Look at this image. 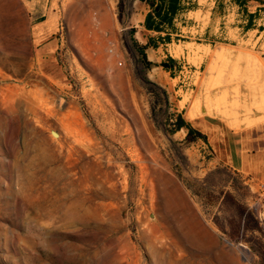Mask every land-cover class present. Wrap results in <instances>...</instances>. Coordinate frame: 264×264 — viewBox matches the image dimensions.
Masks as SVG:
<instances>
[{
	"label": "rangeland",
	"instance_id": "374dc122",
	"mask_svg": "<svg viewBox=\"0 0 264 264\" xmlns=\"http://www.w3.org/2000/svg\"><path fill=\"white\" fill-rule=\"evenodd\" d=\"M83 11L102 14L99 37ZM144 14L139 0H0V264H264V180L174 132L199 97L195 117L264 134V109L226 116L238 82L264 104V38L207 46L238 55L211 59L173 36L144 71Z\"/></svg>",
	"mask_w": 264,
	"mask_h": 264
},
{
	"label": "crops",
	"instance_id": "0c3cea01",
	"mask_svg": "<svg viewBox=\"0 0 264 264\" xmlns=\"http://www.w3.org/2000/svg\"><path fill=\"white\" fill-rule=\"evenodd\" d=\"M143 4L145 14L141 23L147 40L148 35H169L171 42L173 36H181L201 41L200 45L206 47L245 48L244 43L264 38V0H181L182 10L176 15L173 25L166 27L164 32L145 28L146 16L151 8ZM205 21L206 26L203 25ZM171 42L162 46L171 45ZM261 43L264 49V40ZM169 57L175 60L171 54ZM209 117H195L189 122L199 126L201 132L209 137L219 161L255 179L264 180V134H259L260 130L254 127L240 131L229 124H225V127L214 125Z\"/></svg>",
	"mask_w": 264,
	"mask_h": 264
},
{
	"label": "trees",
	"instance_id": "16d2710c",
	"mask_svg": "<svg viewBox=\"0 0 264 264\" xmlns=\"http://www.w3.org/2000/svg\"><path fill=\"white\" fill-rule=\"evenodd\" d=\"M143 3H146L151 8V12L146 16L145 20V28L149 31L155 32H164L166 27H171L173 25V21L176 15L182 10L181 0H139ZM135 29L131 30V33H134ZM171 36L166 35L162 37L158 35L155 39L153 37L148 38V42L145 45L140 44L136 39L133 40V47L135 52L140 57V61L143 63L144 71L149 70L154 65L152 62L148 60L147 57V49L149 47L158 48L159 45L170 43ZM176 65V61L169 57L168 62H163L160 64L164 70L169 71L173 69ZM166 94V92H165ZM188 130V139L192 140L195 137L203 139L206 143H208L207 136L194 129L190 123H188L182 115L177 116V124L174 132L180 131L182 129Z\"/></svg>",
	"mask_w": 264,
	"mask_h": 264
},
{
	"label": "bare ground",
	"instance_id": "6f19581e",
	"mask_svg": "<svg viewBox=\"0 0 264 264\" xmlns=\"http://www.w3.org/2000/svg\"><path fill=\"white\" fill-rule=\"evenodd\" d=\"M80 20V22L84 23V22H88V27L92 30L93 32V35H95L96 37H99L100 33L103 31L104 29V25H103V22H102V14L101 13H98V12H95L94 14L91 13V11L87 12V11H83L81 16L78 18ZM83 26V25H82ZM89 38L86 35H84V37L82 38V41L83 43H86L88 44L89 43ZM194 46V45H193ZM245 46V45H244ZM190 47V46H189ZM196 47V46H195ZM227 48V47H226ZM176 48V51L173 52V54L175 53L177 56L179 55L180 53V49ZM202 49V48H200ZM194 51V50H193ZM200 51V50H199ZM192 52V50H191ZM195 52V51H194ZM202 52L204 55H209L208 57H211V59L215 58V57H222V56H225L226 53L230 52L228 54V56L230 57H234V56H238L237 55V52L236 51H232V50H229V49H225V50H221L219 52H217V55L215 54H209V48L208 47H204L202 49ZM182 53V52H181ZM174 54V55H175ZM202 54V53H201ZM205 58V57H204ZM258 59V58H257ZM257 59H254V65L257 67L260 66V59L257 60ZM253 61V60H252ZM210 63V62H209ZM248 63V62H247ZM263 64V63H262ZM209 65V64H208ZM238 65V64H237ZM235 66V71L237 73H244L245 76H249L250 75V72H255L256 73V69H251L252 67H248L246 69H241V67H238V66ZM247 65V64H246ZM244 65V66H246ZM240 66V65H239ZM249 66V65H248ZM253 66V65H252ZM264 66V65H263ZM264 68V67H263ZM215 69V66L211 63L210 66H208V70H207V74L210 75L212 73V71ZM200 78V77H199ZM198 78V79H199ZM203 81V80H201ZM200 81V82H201ZM240 84V85H238ZM233 88H236V90H234V93L236 94L235 95V98L231 104V110H229L226 114L227 116V119L230 118V117H233L235 119V121L240 118V117H244L246 119V117L248 118L250 113L252 111H254L253 109L255 108L256 111H254L257 115H259V113H261L264 109V104H262L261 101H259V96L257 94L256 96V93H259L257 91V89H255L254 87H250L249 89L247 88H244L240 82L236 83V86H234ZM227 91H223V97H224V100L226 99L227 97ZM239 93H242V95H244V99H246V101H243L242 104H246L245 106H243L242 104H239L238 102V98H239ZM222 94V93H221ZM252 94V99H250L249 101L247 100V98L249 97V95L251 96ZM194 98V97H193ZM219 99V98H218ZM221 100V99H219ZM220 102V101H219ZM250 102V104L248 103ZM198 104H199V97L196 98V100L194 101V104L188 114V119L190 120H194L195 119V116H196V111H197V108H198ZM230 105V104H228ZM254 107V108H252ZM222 113V112H221ZM224 114V113H222ZM225 117V116H223ZM251 117V116H250ZM234 121V120H233ZM232 121V122H233ZM250 121V120H249ZM237 123V122H236ZM233 124V123H232ZM235 124V123H234ZM239 124H240V121H239ZM237 126V125H236ZM234 127V125H233ZM238 129V128H237ZM241 130V129H240Z\"/></svg>",
	"mask_w": 264,
	"mask_h": 264
}]
</instances>
